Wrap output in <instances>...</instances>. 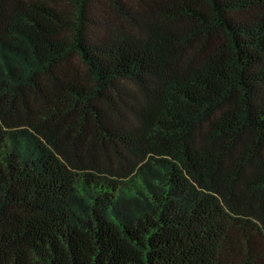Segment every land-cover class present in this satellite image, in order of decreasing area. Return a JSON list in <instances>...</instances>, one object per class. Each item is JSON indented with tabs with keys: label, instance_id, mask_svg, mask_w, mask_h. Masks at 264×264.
<instances>
[{
	"label": "trees",
	"instance_id": "1",
	"mask_svg": "<svg viewBox=\"0 0 264 264\" xmlns=\"http://www.w3.org/2000/svg\"><path fill=\"white\" fill-rule=\"evenodd\" d=\"M0 264H264V0H0Z\"/></svg>",
	"mask_w": 264,
	"mask_h": 264
}]
</instances>
